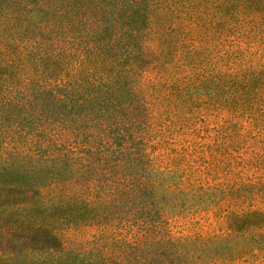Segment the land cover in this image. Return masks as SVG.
Segmentation results:
<instances>
[{
  "label": "trees",
  "instance_id": "trees-1",
  "mask_svg": "<svg viewBox=\"0 0 264 264\" xmlns=\"http://www.w3.org/2000/svg\"><path fill=\"white\" fill-rule=\"evenodd\" d=\"M0 264H264V0H0Z\"/></svg>",
  "mask_w": 264,
  "mask_h": 264
}]
</instances>
